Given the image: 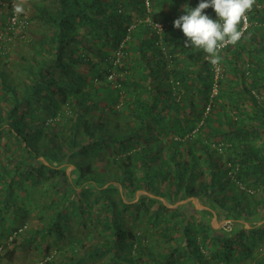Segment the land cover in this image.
I'll list each match as a JSON object with an SVG mask.
<instances>
[{
  "label": "trees",
  "instance_id": "1",
  "mask_svg": "<svg viewBox=\"0 0 264 264\" xmlns=\"http://www.w3.org/2000/svg\"><path fill=\"white\" fill-rule=\"evenodd\" d=\"M48 1L32 5L45 32L19 82L0 66V223L15 224L0 233L26 225L16 198L43 185L29 229L54 240L48 263L264 264V0L216 66L174 27L201 0ZM187 199L234 228L163 204Z\"/></svg>",
  "mask_w": 264,
  "mask_h": 264
},
{
  "label": "rangeland",
  "instance_id": "2",
  "mask_svg": "<svg viewBox=\"0 0 264 264\" xmlns=\"http://www.w3.org/2000/svg\"><path fill=\"white\" fill-rule=\"evenodd\" d=\"M43 3L44 5H49V1L46 0L43 2V0H0V55L4 56V61L0 59V66H3L8 70V78L9 82H19V77H22V68L25 65L24 61L22 60V57H25L29 59L30 57L34 56V49L35 44L37 43L38 39L42 37L44 34V26L40 23L34 22L32 20V16L35 13L34 9L32 7L33 3ZM19 7L22 10L20 12L16 11V8ZM10 12L16 13V19L17 24L12 26L10 25ZM24 22V28L21 30L18 28L20 26V23ZM126 39V38H125ZM128 47L131 45V43H127ZM121 46V44H120ZM118 48L120 56L124 55V51L120 48ZM133 46V45H132ZM116 52V51H115ZM116 52V53H117ZM120 58V57H119ZM215 73L217 75L218 68L215 67ZM119 77L122 78V74H118ZM216 77V76H215ZM215 93V88L212 91V94ZM112 117V116H111ZM72 167L66 166L65 172L66 174H71V178L76 179L75 175L71 173ZM44 186H38L37 190L35 191L34 195H32V199L30 201H27V199H21V196H18L16 198L15 203L16 204H22L24 208H28L29 211L26 215V232H23L22 235L18 238H16L11 243H7L6 236L4 231L0 233V244L3 245V251L2 255L0 256V264H51L48 263L47 260V253L52 251L51 253L54 254V246L51 245L49 247V250L46 249V246L48 243H51V241H54L51 237H41L38 235L37 237L34 235H31V231L33 230L34 226L29 229L30 225L39 223L37 218V209H40L44 204L48 202V198H46V195H43ZM145 193L143 191H138L134 193V196L125 194L123 200L125 203H133L138 200L140 195H144ZM152 197L151 195H149ZM20 197V198H19ZM60 197L59 195H52V199L55 203H57V198ZM158 199L157 197H154ZM160 200V199H159ZM5 196L4 192H0V207L4 204ZM163 201V200H162ZM50 202V201H49ZM91 203L92 210H95V203ZM163 204L168 208H174L176 206H183L186 205V208L183 209L187 212H192L193 215L196 217L203 216V211H210V215H205V219L209 221L210 226L214 230H226L229 231L234 228L235 223H233L231 220H227L222 214L218 213L216 209H213L209 207L208 205H204L201 201L197 199H187L184 201H180L175 203L174 205H170L163 201ZM40 207V208H39ZM94 207V209H93ZM11 206L7 208L6 214L8 212H12ZM196 212H199V214H195ZM70 218L73 219L76 216V212L74 211V208H71L69 211ZM94 211H92L93 213ZM5 213L2 214V219L4 222L0 223V227L2 226H15L14 223L7 222L5 218ZM128 218V217H127ZM76 219V218H75ZM129 219V218H128ZM130 225L131 220H129ZM263 220H260L259 223H261ZM258 223V224H259ZM240 225L244 227L245 229H248L250 227L249 223L247 222H240ZM140 224L137 226L132 225L133 228H138ZM27 230H29L27 232ZM150 230V229H149ZM152 232H149L147 234L149 240H154L155 236H151ZM153 234V233H152ZM90 239V237H89ZM88 239V240H89ZM86 239V241H88ZM152 241H149V243ZM156 245V244H155ZM153 245V246H155ZM56 250V249H55ZM65 250H61L59 254H64ZM58 253V252H57ZM56 264V263H55Z\"/></svg>",
  "mask_w": 264,
  "mask_h": 264
},
{
  "label": "clouds",
  "instance_id": "3",
  "mask_svg": "<svg viewBox=\"0 0 264 264\" xmlns=\"http://www.w3.org/2000/svg\"><path fill=\"white\" fill-rule=\"evenodd\" d=\"M255 0H201L195 8L185 9L186 14L174 21V27L181 29L185 40V48L203 50L213 66L219 64L218 53L235 45L244 35L240 27L241 21L247 22L246 13L251 11ZM213 8L217 20L203 14L207 8ZM22 9L17 7L16 11Z\"/></svg>",
  "mask_w": 264,
  "mask_h": 264
},
{
  "label": "built area",
  "instance_id": "4",
  "mask_svg": "<svg viewBox=\"0 0 264 264\" xmlns=\"http://www.w3.org/2000/svg\"><path fill=\"white\" fill-rule=\"evenodd\" d=\"M145 5L147 6V3H146V2H145ZM10 21H11V22H10L11 27L14 26V25H16V24L18 23V22H17V19H16V13H13V14H12ZM242 24H243L242 28L245 29L246 26H247V22L245 23V22L242 20ZM154 28H156V29L159 30V29L161 28V26H159V25H154ZM119 57H120V54H119V52H117V53H116V58H117V60L119 59ZM117 60H116V61H117ZM108 78L110 79V77H108ZM25 229H26V225H23V226H20V227L14 229V230L11 232V234L7 237V239H6L7 243H11V242H12V241H13L18 235H20L21 233H23ZM2 251H3V245L0 244V255H2Z\"/></svg>",
  "mask_w": 264,
  "mask_h": 264
}]
</instances>
